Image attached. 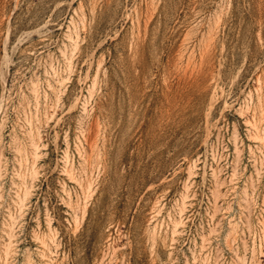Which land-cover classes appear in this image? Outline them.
<instances>
[{"label":"rangeland","instance_id":"374dc122","mask_svg":"<svg viewBox=\"0 0 264 264\" xmlns=\"http://www.w3.org/2000/svg\"><path fill=\"white\" fill-rule=\"evenodd\" d=\"M0 264H264V0H0Z\"/></svg>","mask_w":264,"mask_h":264}]
</instances>
